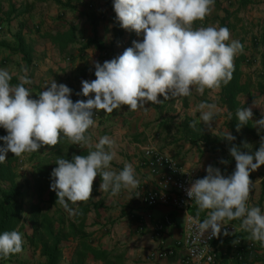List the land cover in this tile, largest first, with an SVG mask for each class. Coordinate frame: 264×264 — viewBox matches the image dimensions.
<instances>
[{"label": "crops", "instance_id": "0c3cea01", "mask_svg": "<svg viewBox=\"0 0 264 264\" xmlns=\"http://www.w3.org/2000/svg\"><path fill=\"white\" fill-rule=\"evenodd\" d=\"M5 1L10 2L3 0ZM67 1L74 5L72 10L76 11L73 16L77 15L74 4L77 0ZM31 2L44 3L34 0ZM24 11L19 18L25 23H21L20 28L12 35L13 43H0L14 48L18 45L15 35H19V46L23 52L16 54L7 49L3 51L14 62L9 64L13 65V69L8 70L13 74L11 84H18V78L24 75L23 69L27 68V76L33 83L25 87L31 89L33 96H38L53 79L57 84L62 83L72 89L71 99L81 97L77 95L81 91V81L95 79V62L102 64L111 60L130 47L132 41L143 38L142 34L137 37L135 33L123 30L120 39L115 40L113 26L106 35L102 25L86 35L79 34L75 28H50L52 22L53 25L62 23L56 20V16L63 15L60 10L57 15L52 11H42L41 15ZM62 19L63 17L60 18ZM35 20L49 26L43 30L44 33L37 36L30 27L26 28ZM208 26L227 27L231 39L238 40L243 45V52L234 58L236 76H232L217 91L206 89L203 95L193 90L187 97H171L159 104L149 102L146 109L130 111L122 106L111 114L100 110L98 118H94L95 126L88 133L92 139V147L74 144L78 152L87 155L94 150L100 137L109 136L115 141L112 150L117 156L111 167L120 171L126 163H132L138 180L135 189H122L118 195L112 196L110 192L99 190L102 180L97 176L92 185V199L71 205L76 214L69 215L58 203L55 204L56 195L53 191L45 192L41 203L38 199H33L31 193L35 183L34 167L42 159L54 158V146H46L38 152L18 156L28 160V166L19 172L21 179L25 181V194L32 200L29 203L27 220L30 225L33 223L35 233L31 231V235H27L28 243L31 239L34 245L39 243V239L43 241L42 235L47 237L45 228L49 224L52 236L59 234L57 264H186L183 261L184 253L176 247V242L184 234L185 213L195 216L198 208L194 203L187 212H180L170 206L147 208L142 203L145 194L154 191L168 192L170 189L164 180V169L146 165L144 149L153 148L172 158L185 173L200 175L206 173L205 169L212 165L227 176L235 170V161L229 155V148L236 146L242 152L255 153L260 146L261 137L264 136V130L260 131L251 121L237 131L235 115L237 109L249 107L253 112V122L264 116V0H215L211 14L192 25L193 29ZM88 43L93 44L86 46ZM1 67L3 65L0 63ZM201 102L215 103L221 109L210 127H205L199 119L200 112L197 109ZM229 112L232 113L231 120L228 117ZM227 129L235 137L232 143L222 140V133ZM61 137L66 138V145L70 144L67 137L63 134ZM28 156L32 157L25 158ZM249 179L253 185L248 205L258 206L264 211V165L250 172ZM45 206L51 208V216L46 219L48 217L40 213L44 220L41 232L38 230V215L36 218L35 214L42 212ZM206 215V211L200 212V218H205ZM165 217L170 218L172 225L164 228L157 238L156 226ZM225 224L234 227L235 237L251 240L256 247L252 252L233 257L229 250L231 240L215 242L218 260L214 264H264V245L250 239V233L241 228V221H226ZM165 248L173 249L174 254L164 258L157 257ZM33 250L35 256L25 258L24 264H44L46 258L42 255L41 248L33 246Z\"/></svg>", "mask_w": 264, "mask_h": 264}, {"label": "clouds", "instance_id": "9594fccd", "mask_svg": "<svg viewBox=\"0 0 264 264\" xmlns=\"http://www.w3.org/2000/svg\"><path fill=\"white\" fill-rule=\"evenodd\" d=\"M214 4L215 0H112L119 27L137 37L142 34L143 38L132 41L121 55L102 64L94 63L95 79L82 80L81 91L77 93L85 100L73 102L72 89L53 79L38 96H33L31 89L25 87L33 83L27 76V68L16 85L11 84L13 74L0 68V129L7 133L0 136V164L6 161L8 153L21 156L55 146L61 134L73 144L92 147L88 133L95 126V113L100 110L111 114L126 106L136 111L146 109L149 102L159 104L171 97L190 96L193 90L200 95L206 89L219 90L231 80L234 58L243 52V45L231 39L227 27L193 29L194 22L211 14ZM197 110L205 127H210L221 111L217 104L207 102H201ZM235 115L237 131L250 121L260 131L264 130V116L253 122L251 108L237 109ZM228 117L231 120V112ZM222 136L227 143L235 140L228 129ZM114 144L105 135L86 156L56 159L50 173L55 204L75 215L71 205L92 199V185L97 176L102 180L99 190L112 196L138 186L132 163H126L120 171L111 167L117 158L112 150ZM229 155L235 161L231 175H223L219 168L209 165L206 175L186 190L187 197L198 208L195 216L188 217L189 225L196 228L199 238L206 232L215 238L226 221L240 220L250 239L264 245V211L248 205L253 185L250 172L264 165V136L255 153L242 152L233 146ZM205 211L207 215L201 221L200 212ZM23 245L20 232L0 233V258L21 253Z\"/></svg>", "mask_w": 264, "mask_h": 264}, {"label": "rangeland", "instance_id": "374dc122", "mask_svg": "<svg viewBox=\"0 0 264 264\" xmlns=\"http://www.w3.org/2000/svg\"><path fill=\"white\" fill-rule=\"evenodd\" d=\"M79 1L81 2L78 3ZM23 2H25V4H23ZM74 4L78 12V14L75 16H73V13H75L76 10L74 11L72 9H65V8L63 10L59 6L53 3H50V4H47L46 2L33 3L31 2V0L29 1L23 0L21 2L20 0H10V2L7 3L6 1L3 2L2 0L1 5H0V41L8 42L10 44L13 43L12 35H14V33H16V31L20 28L21 23H25L23 19L19 18L21 13L25 12L24 10H29V12L31 13L35 12L34 15H39V14L41 15L42 11H52L56 13L57 15V13H59V10H60V12H62L63 15L56 16L57 17L56 20L62 23L53 25V22H52L51 23L52 25L50 26V28L53 27V28H58L60 30H67L68 28L69 29L75 28L76 30H78L79 34L86 35V33L93 31V29H97L98 27H100V25L103 26L102 30L104 31L103 32L104 34L107 33L108 30L111 31L112 26H113L114 30L112 29V32H113V35H115L114 34L115 31H117L116 24L115 22L111 21L110 14L106 9V6L103 0H95L93 2L90 0H77V2H75ZM64 13H66L67 15H64ZM89 16L90 18H88ZM61 17H63L62 20H60ZM104 24L106 25L105 27H104ZM94 25H95V28L93 27ZM28 27H30V30L34 31L33 34L37 36L40 33H44L43 30L48 29L49 26L47 24L43 25L42 22L38 23L35 20L34 22H32L30 26H26V28ZM39 37L44 39V36L40 35ZM83 41L84 42L86 41L85 38ZM6 53L7 52L0 50V63L3 65V67L1 68L12 70L13 65L11 66L9 64H12L14 62L11 61L12 57H10L8 53L7 54ZM9 57L11 59H9ZM4 63H6L7 65H4ZM45 148L46 146L42 149H45ZM31 157L32 156L30 157L28 156L25 158H31ZM27 164H28V160L21 159L20 157H18L17 162L15 164L16 165L15 183L20 191L19 202H20L21 209H22L21 221L16 231L20 232L23 236V240H24L23 251L21 253H17L14 255L12 254L9 257H7L9 259L5 260L4 264H24L26 262L25 258L30 257V256L32 257L35 256L34 254L35 251L33 250V246L35 245L32 243H28L26 241L27 235L30 236L31 231H32L31 229L32 226L28 223V220H27L28 207H29V203L32 202V200L30 196H27L25 194L26 192L24 191L25 181L21 179V176L19 174L20 170L23 169L24 171V167L28 166ZM9 188H10V185L8 183H0V190L9 189ZM40 213L41 215L44 214L46 217H48L46 219H49V217L51 216V208L49 206H45L42 209V212H38L37 214H35L36 218L38 215V219H37L38 230L42 232V224L44 220L42 217H40ZM42 236L45 240H47V237L45 235H42Z\"/></svg>", "mask_w": 264, "mask_h": 264}, {"label": "built area", "instance_id": "2783aa9c", "mask_svg": "<svg viewBox=\"0 0 264 264\" xmlns=\"http://www.w3.org/2000/svg\"><path fill=\"white\" fill-rule=\"evenodd\" d=\"M99 112L95 113L94 118H98ZM145 163L150 168L164 169V180L169 185L168 192L154 191L145 194L142 203L147 208L157 206H170L177 211L187 212L194 205V200H190L186 195V190L197 179L203 178L206 173L195 175L185 173L183 169L170 157L160 154L153 148H146L143 151ZM193 216L185 213V226L182 239L176 242V247L184 253V263L196 264L206 263L214 264L218 260L217 248L215 242L231 240L230 253L233 257H240L244 253L255 250L256 244L244 238L235 237L236 230L229 224H225L221 229V234L217 237H211L210 232L204 233L201 238L197 235L195 227L189 225L188 217ZM204 218H200L202 221ZM171 220L165 217L156 226L157 238L161 235L164 228L171 226ZM228 233L224 235V233ZM174 254L173 249H163L157 254V257L164 258Z\"/></svg>", "mask_w": 264, "mask_h": 264}, {"label": "trees", "instance_id": "16d2710c", "mask_svg": "<svg viewBox=\"0 0 264 264\" xmlns=\"http://www.w3.org/2000/svg\"><path fill=\"white\" fill-rule=\"evenodd\" d=\"M34 1H51L55 3L56 5L65 8V9H73V5H71L67 0L66 2H61L60 0H34ZM104 4L106 6L107 11L110 14L111 21L115 22V13L113 11L112 7V0H103ZM1 5V1H0ZM90 18V16L88 17ZM116 29L115 31V40H119L123 30L119 27L118 23H116ZM117 32V33H116ZM19 35H15V39L18 40V45L14 48H11L7 46L4 43H0V50L7 49L11 53H21L23 50L19 46ZM93 43H88L86 46H90ZM237 72L234 69L232 76H236ZM229 90H231V85L228 86ZM84 100L85 97H75L73 98V102L76 100ZM7 133L0 129V136H4ZM66 138H60L59 143L54 146L53 155L54 158L52 160H46L42 159L41 162H37V165L34 167V173H35V183L34 188L32 186V197L33 199L36 198L41 203L42 202V196L45 192L50 190V173L52 169L55 167V161L58 157H63L66 159L71 160L73 155H85L86 153L78 152L76 150V145H74L72 142L70 144H67V141H65ZM65 143V144H64ZM18 156H15L11 153H8L6 156V161L3 164H0V183H8L10 185L9 189H1L0 190V233L5 231H12L17 230L18 225L21 221L22 216V209L19 202V196L20 191L15 183V169H16V162H17ZM262 189H264V183L262 184ZM48 201L50 202V196L48 197ZM35 209V208H34ZM34 213V212H33ZM38 213V212H37ZM36 213V214H37ZM32 219V217L30 218ZM32 231L35 233V228L32 223L31 225ZM47 240L43 239L41 241L39 239V243L35 246H39L41 248L42 255L46 258V262L44 264H57L58 255H59V234L52 236L49 224L45 228ZM33 243V240L31 239V242ZM14 255V254H13ZM9 258H0V264H4L5 260Z\"/></svg>", "mask_w": 264, "mask_h": 264}]
</instances>
